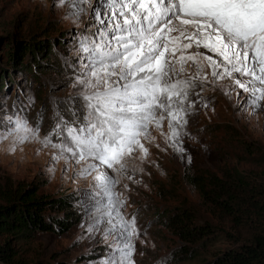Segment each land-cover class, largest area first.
Listing matches in <instances>:
<instances>
[{
	"label": "snow or ice",
	"instance_id": "1",
	"mask_svg": "<svg viewBox=\"0 0 264 264\" xmlns=\"http://www.w3.org/2000/svg\"><path fill=\"white\" fill-rule=\"evenodd\" d=\"M56 5L67 6L80 29L70 49L76 54L70 64L76 92L65 101L66 114L57 112L42 137V113L35 124L27 116L6 115L7 134L20 144L38 140L50 148L52 161L63 162V173L71 168L74 178L91 177L88 188L78 191L87 220L81 228L90 238L99 234L108 250L99 264H136L140 229L136 214L125 212L119 177L143 163L153 132L182 155V130L197 105L208 107L202 96L207 89L261 106L264 0H56ZM33 103L29 96L21 111Z\"/></svg>",
	"mask_w": 264,
	"mask_h": 264
},
{
	"label": "rangeland",
	"instance_id": "2",
	"mask_svg": "<svg viewBox=\"0 0 264 264\" xmlns=\"http://www.w3.org/2000/svg\"><path fill=\"white\" fill-rule=\"evenodd\" d=\"M69 13L68 7H58L56 0H0V74L6 73L5 79L0 77V183L10 180L54 198L71 196L70 214L76 219L63 233L42 234L23 245L26 257L46 264H99L108 250L99 234L90 238L81 228L87 220L78 191L83 193L88 188L91 177L74 178L71 168L63 173V162H53L52 150L38 140L15 142L7 134V121L3 119L19 114L35 124L42 113V137L55 123L57 112L66 114L65 101L76 92L71 86L70 64L76 55L70 51L71 41L80 30ZM30 42L43 48L38 59L50 65L45 62L30 67L36 63L30 54L19 60L20 47ZM29 96L33 105L21 111ZM202 96L208 107L197 105L187 117L180 141L182 155L172 141L153 132L155 140L146 145L149 154L143 163L137 161L135 169L129 167L119 177L117 188L127 198L125 212L136 214L140 229V238L135 241L136 264H199L227 246L220 235L203 244H188L169 226L167 211L188 210L196 215L197 225L208 223L229 230L226 223L209 213L189 176L222 177L238 171L261 178L264 184V102L258 108L245 106L235 93L229 98L219 89L210 88ZM164 131L167 133L166 124ZM50 167L55 171L50 172Z\"/></svg>",
	"mask_w": 264,
	"mask_h": 264
},
{
	"label": "trees",
	"instance_id": "3",
	"mask_svg": "<svg viewBox=\"0 0 264 264\" xmlns=\"http://www.w3.org/2000/svg\"><path fill=\"white\" fill-rule=\"evenodd\" d=\"M42 51V47L30 42L20 47L18 58L30 54L36 63L29 66L35 67L47 61L38 59ZM9 58L11 62V55ZM5 74L0 77L5 79ZM259 180L262 179L238 171L226 172L222 177L189 176L209 213L229 228L197 225L196 215L188 210L165 213L169 226L188 244H203L215 235L227 243L199 264H264V184ZM70 197L38 194L35 187L14 185L10 180L0 183V264H46L30 260L22 247L39 235L60 234L68 229L76 219L70 214Z\"/></svg>",
	"mask_w": 264,
	"mask_h": 264
}]
</instances>
